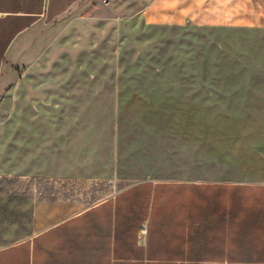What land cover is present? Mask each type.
<instances>
[{
  "label": "rangeland",
  "instance_id": "rangeland-1",
  "mask_svg": "<svg viewBox=\"0 0 264 264\" xmlns=\"http://www.w3.org/2000/svg\"><path fill=\"white\" fill-rule=\"evenodd\" d=\"M250 8L183 20L85 0L45 21L42 56L0 84L1 245L28 235L40 197L93 204L147 175L264 180V6Z\"/></svg>",
  "mask_w": 264,
  "mask_h": 264
},
{
  "label": "crops",
  "instance_id": "crops-1",
  "mask_svg": "<svg viewBox=\"0 0 264 264\" xmlns=\"http://www.w3.org/2000/svg\"><path fill=\"white\" fill-rule=\"evenodd\" d=\"M85 0H0V84L42 56L43 24ZM183 20H249L264 0H153ZM252 14L254 16L252 17ZM82 224L80 236H43ZM46 240V242H44ZM0 264H264V180L151 175L97 202L37 199Z\"/></svg>",
  "mask_w": 264,
  "mask_h": 264
}]
</instances>
